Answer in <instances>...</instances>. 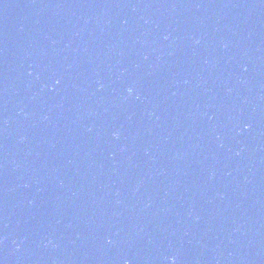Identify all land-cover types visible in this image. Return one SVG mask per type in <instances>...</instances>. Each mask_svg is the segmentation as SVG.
<instances>
[{
    "label": "water",
    "instance_id": "water-1",
    "mask_svg": "<svg viewBox=\"0 0 264 264\" xmlns=\"http://www.w3.org/2000/svg\"><path fill=\"white\" fill-rule=\"evenodd\" d=\"M263 108L264 0H0V264H113Z\"/></svg>",
    "mask_w": 264,
    "mask_h": 264
},
{
    "label": "clouds",
    "instance_id": "clouds-1",
    "mask_svg": "<svg viewBox=\"0 0 264 264\" xmlns=\"http://www.w3.org/2000/svg\"><path fill=\"white\" fill-rule=\"evenodd\" d=\"M130 91H131V89H130Z\"/></svg>",
    "mask_w": 264,
    "mask_h": 264
}]
</instances>
